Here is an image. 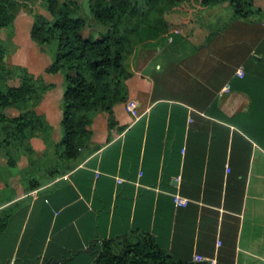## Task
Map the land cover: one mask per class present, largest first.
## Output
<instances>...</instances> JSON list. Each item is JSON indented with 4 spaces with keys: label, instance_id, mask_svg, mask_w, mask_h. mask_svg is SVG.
Returning a JSON list of instances; mask_svg holds the SVG:
<instances>
[{
    "label": "crops",
    "instance_id": "1",
    "mask_svg": "<svg viewBox=\"0 0 264 264\" xmlns=\"http://www.w3.org/2000/svg\"><path fill=\"white\" fill-rule=\"evenodd\" d=\"M232 15H167L169 31L134 48L97 149L38 189L2 184L0 264H92L105 239L141 232L179 262L264 264V19Z\"/></svg>",
    "mask_w": 264,
    "mask_h": 264
},
{
    "label": "trees",
    "instance_id": "2",
    "mask_svg": "<svg viewBox=\"0 0 264 264\" xmlns=\"http://www.w3.org/2000/svg\"><path fill=\"white\" fill-rule=\"evenodd\" d=\"M180 1L90 0L91 20L85 12L74 16V8L69 3L43 0L51 17L36 13L32 35L53 55V63L47 71L62 76L63 136L55 144L59 162L43 167L34 176H26L29 190L40 188L44 177L55 179L71 171L79 157L97 149L90 147L96 115L107 113L110 128L117 124L114 111L129 96L126 82L133 75L129 58L134 48L169 31L167 11ZM198 1L203 7L228 3L234 20L264 19V7L256 5L255 0ZM80 7L84 10L83 4ZM20 10L18 0H0V32L13 28ZM87 28L92 30L89 35L85 34ZM7 52V48L0 45V160H5L11 173L4 174L0 162V189L2 184L8 186L10 175L20 171L18 163L22 157L39 165L33 138L41 137L46 144H53V125L36 107L55 84L35 77L23 65L8 66ZM6 110L17 113L8 115ZM6 200H12V196L0 197L1 203ZM11 209L12 206L0 211V232L7 226ZM94 256L92 264H190L176 261L148 232L105 239Z\"/></svg>",
    "mask_w": 264,
    "mask_h": 264
},
{
    "label": "rangeland",
    "instance_id": "3",
    "mask_svg": "<svg viewBox=\"0 0 264 264\" xmlns=\"http://www.w3.org/2000/svg\"><path fill=\"white\" fill-rule=\"evenodd\" d=\"M18 1L20 2L21 10L16 16L13 28L0 32V45H4L8 50L5 61L10 67L14 65H23L27 67L35 77L43 78L50 82L54 81L53 83L55 84V87L45 94L43 100L36 107V110L40 113H43V111L48 112L51 121L55 124L51 133V142L53 144H46L41 137L33 138L32 142L36 149L35 158L40 161L39 165H33L29 162L27 157H22L18 163L20 171L17 174L12 173L13 175L20 174L24 186L26 187V176H34L41 171L43 167L50 166L53 162H59L55 144L59 143L63 136L61 119L64 89L63 81L61 79L62 76L58 73L47 71L53 63V55L46 52L32 35L34 15L36 13H42L47 17H51L50 13L46 10L43 0ZM83 1L84 0H60L62 4L69 3L70 6L74 8V16L84 14V10L80 7L83 4ZM258 3H264V0H258ZM76 5H78V7ZM199 6L201 5L198 0H181L178 5L167 11V15L171 18L176 13L186 16L189 13V9H198ZM91 31V28H87L85 34L89 35ZM17 82L18 81H11V83ZM5 113L8 115H14L17 112L14 110H6ZM105 114V118L101 117V120L96 124L95 133H93V136L95 137L101 136L107 126L109 116L107 113ZM93 136L90 145L92 144V146H96L98 142L96 143L92 141ZM0 162L2 167L1 171H3L4 174L9 175L11 170L6 166L5 160L1 159ZM11 176L12 175H10L9 178ZM26 189L28 188L26 187Z\"/></svg>",
    "mask_w": 264,
    "mask_h": 264
},
{
    "label": "built area",
    "instance_id": "4",
    "mask_svg": "<svg viewBox=\"0 0 264 264\" xmlns=\"http://www.w3.org/2000/svg\"><path fill=\"white\" fill-rule=\"evenodd\" d=\"M237 74H238L239 76H241V77H244L245 74H246V70H245V68H244V67H240V68L238 69V71H237ZM227 170H228V171L231 170V168H230L229 165L227 166ZM121 181H122V180L119 179V182H121ZM189 201H190L189 198L184 197V196H182V195L179 194V193L174 194V202H175V204H176L177 206H186V205H188ZM219 244H221V243L219 242Z\"/></svg>",
    "mask_w": 264,
    "mask_h": 264
},
{
    "label": "water",
    "instance_id": "5",
    "mask_svg": "<svg viewBox=\"0 0 264 264\" xmlns=\"http://www.w3.org/2000/svg\"><path fill=\"white\" fill-rule=\"evenodd\" d=\"M83 8H84V12H85V14H86L91 20H93V14H92V9H91V3H90V0H84V1H83Z\"/></svg>",
    "mask_w": 264,
    "mask_h": 264
}]
</instances>
